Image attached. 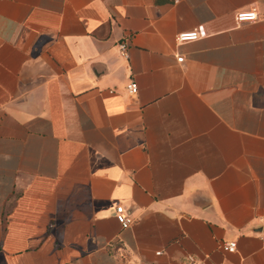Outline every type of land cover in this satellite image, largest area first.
I'll return each mask as SVG.
<instances>
[{
  "label": "crops",
  "instance_id": "crops-1",
  "mask_svg": "<svg viewBox=\"0 0 264 264\" xmlns=\"http://www.w3.org/2000/svg\"><path fill=\"white\" fill-rule=\"evenodd\" d=\"M187 258L264 264V0H0V264Z\"/></svg>",
  "mask_w": 264,
  "mask_h": 264
},
{
  "label": "built area",
  "instance_id": "built-area-1",
  "mask_svg": "<svg viewBox=\"0 0 264 264\" xmlns=\"http://www.w3.org/2000/svg\"><path fill=\"white\" fill-rule=\"evenodd\" d=\"M235 20L237 23H252L257 20V13L255 9H250L248 11H241L238 12L235 15ZM199 39V33L196 30H193L191 32H184L181 34H178L176 37V43L179 45L182 44H187V43H192L196 42ZM118 50L121 55V57L125 60H128V50H127V44L126 41L120 42L118 44ZM177 62L181 63L182 59L179 58L177 59ZM137 85L134 82H130L126 86V92L129 95H135L137 93ZM115 220L117 223L121 226L122 229H127L129 226L132 224V219L126 214L125 210L123 209L122 206H118L115 208ZM235 243H230L227 245V250L229 252H234L235 250ZM187 264L193 263L192 258H187L186 259Z\"/></svg>",
  "mask_w": 264,
  "mask_h": 264
}]
</instances>
